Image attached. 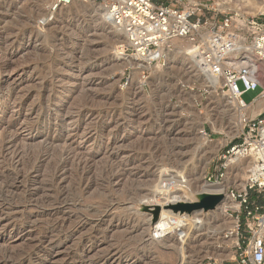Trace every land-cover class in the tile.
Instances as JSON below:
<instances>
[{"label":"rangeland","instance_id":"374dc122","mask_svg":"<svg viewBox=\"0 0 264 264\" xmlns=\"http://www.w3.org/2000/svg\"><path fill=\"white\" fill-rule=\"evenodd\" d=\"M49 2L0 0V31H10L0 41V57L5 52L10 57V65L0 68V95L5 93V79L10 83L23 78L17 87L20 94L37 92L39 79L34 77L46 84L39 98L29 95L18 101L12 99L6 106L0 104L4 108L0 112V137L6 138L10 130L18 131V146L37 150L51 142L55 151L65 148L71 158L68 167L73 160L84 158L82 162L92 171V178L80 192L74 188V174L67 173L60 185L69 193L68 199L76 198L77 204L60 206L56 217L51 216V207L22 202L24 195L38 191L36 197L41 201L50 191L44 175L48 174L53 155L38 167L34 184L13 187L11 194H6L13 198L12 206L0 211V264H9L4 261L8 256L20 257L15 264H99L102 257L118 252L123 255L119 264H236L233 259L237 252L250 245L242 207L224 206L226 216L219 213L218 203L206 212L197 209L181 213L171 207L178 202H192L207 176L217 173L225 146L238 141L242 124L237 121L234 104L220 119L218 100L207 87L210 83H205L202 75L192 76V50L185 41L176 42L165 66L156 63L136 69L133 60L117 56L115 47L120 44V34L110 28L99 9L87 10L75 1L51 13ZM206 2L210 6L220 3L223 14H256L250 9L255 0ZM103 36L110 39L109 46L103 43ZM217 81L216 86H220L221 80ZM49 88L59 96L55 104L47 106L45 97L53 92ZM260 91L261 87H257L245 92L243 101L250 103ZM68 109H81L82 115H67L50 125L45 123V117L38 116L40 111ZM9 123L15 125L8 132L4 126ZM115 162L126 164V172L108 187L105 173L110 167L111 173L119 172ZM183 176L189 181L183 186L188 188L186 193L176 184ZM229 186L241 190L237 182ZM105 199L113 205L104 216L101 210ZM236 203L239 205L238 200ZM156 206L158 219L152 222ZM233 221L239 223L234 234L240 250L233 242L222 239ZM55 223L74 231L50 232ZM154 226L156 239L152 236ZM36 249L47 254L34 255L31 260L23 258L35 254Z\"/></svg>","mask_w":264,"mask_h":264},{"label":"built area","instance_id":"2783aa9c","mask_svg":"<svg viewBox=\"0 0 264 264\" xmlns=\"http://www.w3.org/2000/svg\"><path fill=\"white\" fill-rule=\"evenodd\" d=\"M73 1L50 0L48 10L55 13ZM94 1L103 6L105 19L125 37V43L116 46L118 57L133 60L136 69L156 63L165 66L175 42L185 41L191 45V58L201 75L220 79L221 91L235 99L242 130L238 141L225 146L217 173L207 176V181L220 183L230 165L253 158L243 170V189L227 188L232 198L239 201L250 234L248 249L237 252L233 260L236 264H264V110L254 117L246 111L247 105L264 95V13L223 14L220 3L210 6L207 0ZM257 87H261L257 97L245 103L242 95ZM260 199L263 203H259ZM155 229L154 226V239ZM238 229L237 222L235 232ZM236 246L241 249L238 239Z\"/></svg>","mask_w":264,"mask_h":264},{"label":"bare ground","instance_id":"6f19581e","mask_svg":"<svg viewBox=\"0 0 264 264\" xmlns=\"http://www.w3.org/2000/svg\"><path fill=\"white\" fill-rule=\"evenodd\" d=\"M75 1L80 2V4L82 5V7H84L87 10H90L91 9L93 11L94 8L95 9L96 8L99 9L102 12L101 14L105 18V14H104L105 13V9L103 8V6L101 4H99V3H98L99 5L98 4H93L92 0H74L71 4H73ZM250 9L253 10V11L256 10V13H259V12L264 13V3L262 1L256 0V3L254 5H252L250 7ZM237 13L240 14L239 12H237ZM248 13H250V11H248ZM107 22L110 24V28H113L117 32V30L114 27V25L109 20H107ZM5 33L6 34H9L10 31L7 30V29H5V28H4V30L0 31V41L2 40L3 35ZM118 33L120 34V36L118 38V42L119 43H125V37H124V35L121 34L120 32H118ZM104 38H105V40L103 41V43L105 44V46H109V44H110L109 43L110 41L108 42V39L109 38L108 39L106 37H104ZM176 42L174 44V48H175ZM83 45H84V42H83ZM28 47L29 46H27L26 48H28ZM115 50H116V47H115ZM179 50H181V49L179 48ZM168 54H170V53H168ZM1 55L2 56L0 57V68H5L8 65H10V57H9L8 53H6V52L5 53H2ZM190 62L195 67V72H192L193 73L192 76H195V77L196 76H201V73H200L197 65L195 64V62H193V60H191ZM157 65L160 66L159 63H157ZM193 71H194V69H193ZM203 77L205 78V81H204L205 83H210V85L207 86L209 88V93L211 95H213L214 97H216L217 100H218L217 102L219 104V106H218L219 107V112L218 111L217 112L220 115L219 118L223 120V118H225L226 115H227V111L230 110L229 109L230 105L234 104V106L232 105V107H235L236 106L235 99L233 97L227 96L225 93H223L221 91V89H220L221 88V85L220 86H216V83L218 82L216 78L213 79V78H208V77H205V76H203ZM34 79L35 80L36 79H39V85H37V92H35V94H33L34 91H28V90L24 94H20L19 93V90L17 89V87L24 81L23 78L19 79L17 82H10V83H8L7 80L5 79V82L7 84L5 83L4 87H2V89L5 90V93H3L2 95H0V104L1 103L2 104L5 103V106H6V105H8L9 101L12 100V99L13 100L15 99V100L18 101L20 98H23L24 96L27 97L29 95H35L36 96L35 98H39L41 92H45L46 91V84H45L44 81H42V79L38 78V76H37V78L34 77ZM67 83H70V80H67L66 84ZM87 85H90V81L87 83ZM1 86L2 85H1V80H0V87ZM63 86H64V84L62 85V87ZM50 91L51 92L53 91L52 94L48 98L45 97L46 98L45 99V101H46L45 103H46L47 106H50L52 104H55V102L58 100V96H59V95L57 96V91L56 90L54 91V90L50 89ZM3 109L4 108H2L0 106V112ZM216 109H217V107H216ZM75 110L76 111H73L71 109L70 110L68 109V110L61 111V112L60 111H58V112L56 111L54 113H48V112L47 113L46 112H43L42 113L40 111L38 113V116L45 117L46 118V122L45 123L47 125H50L52 122H54L53 124H55L56 121H59L60 119H62L65 116L67 117V115L71 116L72 118H78V117H80L82 115L81 114L82 113L81 109H79V110L75 109ZM262 110H264V95H261V96L257 97L255 99V101H253L252 103H250L249 105H247V110L246 111H247V114L249 115V117H254L257 113L261 112ZM236 112H237V110H236ZM236 116H237V121L239 123V121H240L239 119L241 117H240V115H239L238 112H237V115ZM75 121H76V119H75ZM8 122H10V121H8ZM13 125H15V124L9 123L7 126H4V128L6 129V131H8L11 127H13ZM17 128L18 127H16V129ZM241 129H242V127H241ZM16 132H18V131H11L10 130V134H7V137L6 138L0 137L1 138L0 139V211L3 212L4 209H9L12 206L11 201H12L13 198L12 199H9L8 197H6V194L8 192L11 194L13 187L14 188L17 187L19 183H22V184L23 183H25V184H30V183L34 184L35 183V177H36L35 174H37V172H39L38 167L40 166V164L45 159L48 158V156H51V155H53V157H51L49 159L50 169L48 170V174L44 175V176L47 177V178L45 177L46 178L45 181L47 182L46 187L50 188V191H46V194H44V197H42V200L41 201H39V199L36 197L38 195V192L39 191L38 192H33L32 191L33 194L24 195V197L22 198L23 199L22 202L29 203V204L32 203V202H35V203H38L39 202L41 205L48 206V208L51 207L53 209L52 210L53 211V214L52 215L50 214V215L51 216H55V217L57 216L58 211H60V208H59L60 206L65 207L70 202H71L72 205H76L77 204V199L76 198L68 199L67 194H69V193L64 192V188L61 187L62 184L60 185V182L62 180H64V179H67L66 178V176L68 175L67 173L70 172V173H73L74 174V177H75V184H74L75 187L74 188L77 191H80L81 192V191H83V189L87 188L89 186V178L91 177V175H90L91 173L90 172H92V171L90 170V168H88V166L85 164V162L84 163L82 162V160H84V158L82 157L83 158L82 160H80L79 158H77V159H79L78 161H74V160L72 161L71 160L72 162H70V163H72V164L70 165L71 168H69L68 165H69V158L70 157L68 158V156H69V153L70 152L68 153V151L65 148L64 149H61V147H60V150L55 151L54 149H52L53 147H52V143L51 142H48V143L42 145L37 150H31L28 147L25 148L27 145L25 147L22 144H21V146L20 145L18 146V137H17V133ZM199 133L204 134V131L202 129H199ZM65 143H67V142H65ZM53 146H54V144H53ZM65 146H67V145H65ZM56 147H57V145H56ZM56 149H59V148H56ZM69 151H70V149H69ZM72 158H74V157H72ZM252 162H253V158L252 157H249V158H246V159L243 158V159L238 160V162H236V164H232V165L229 166V168L227 169V174H226L225 178L220 183H209L207 180H205L203 182V186L200 188V190L197 193L207 192V193H217V194H221L222 195V198L218 202V205H219V213H221V215H225L226 216L225 211L222 209L224 206H227V207L232 208V209H238L239 208L238 203H236V201L228 193L227 186L230 183H232V182H234V183L237 182L239 189H243V187H244V182L243 181H244V178H245V173H244L243 170H244V168H245L246 165H250ZM115 164H116V162H115ZM116 165L118 167H120L118 173L117 172L111 173L112 172L111 167H110V170L107 173H105V178L107 179L106 182L108 183V185H107L108 187H109V184L112 183V181L117 180L118 178H120L122 176V174H124L126 172V169H125L126 164L123 165V163L118 162ZM132 167H134V166H132ZM100 174H102V173H100ZM71 177L73 178V176H71ZM178 180L179 179H177V183L176 184L179 185V186H182L180 188V190H182V191H184L186 193L187 192L186 189H188V188L185 189L183 186L186 185L187 179H185L184 176H183V177L180 178L179 181ZM103 181H105V180H103ZM103 185H105V184H103ZM24 191H26V190H24ZM65 191H67V190H65ZM175 191H176V189H175ZM27 192H28V190H27ZM49 193H51V194H49ZM53 193L55 195H53ZM112 205L113 204H111V201L110 202L107 201V200L104 201V205L102 206V210H101V212H103L104 216L111 210ZM58 208H59V210H58ZM61 211H62V209H61ZM171 218H173V217H171ZM174 218H176V217H174ZM201 222H202V220H201ZM63 225L64 224H62V223H58V224L55 223L54 226H52V228L55 227V226L56 227L54 229H51L50 232H57V233H59L60 231L61 232L64 231V234L65 233L68 234V233H71V232L74 231V228L69 229L68 227H63ZM181 225H183V224H181ZM13 226H14V224H13ZM235 227H236V222L235 221H233V224L232 225L230 224L229 226L226 227L227 228L226 229L227 232L222 237V239L224 240V242L225 241H231V243L233 242L236 245L237 237H236V234H234ZM262 235L264 236V230L262 231ZM44 236H46V233H44ZM205 237L207 238V236H205ZM201 238H198V240H201ZM38 239L40 241H42L41 240L42 238H38ZM217 239L218 238H215V240H216L215 242L218 244L219 241ZM67 246H69V245H67ZM50 247L53 248L54 245L51 244ZM217 247H220V245H218ZM76 250H78V249H76ZM81 251L83 253L85 251L84 248L81 249ZM87 251H88V249H87ZM42 252H44L43 253L44 255L47 254V253H45V251H43V249H36L35 250V254H33V255L29 254V255H27V256H25L23 258H26L27 260H31V258L34 255H36L37 257H39L40 253H42ZM109 255L102 257L100 259V261H99V264H119L120 260L123 258V255L121 253H119V252L113 254L112 256L111 255L109 256ZM228 256L229 257L232 256V253H229ZM11 257H13V256H11ZM11 257L10 256L6 257L4 261L5 262L7 261V263L9 261L11 264H15L16 262H18L20 260V257H15V259H13ZM110 258L115 259V261L114 260L110 261ZM14 260H16V262ZM181 260H179V263H180ZM20 262H19V264H20ZM181 262H183V261H181ZM40 264H42V263H40ZM80 264H87V263L85 261H81Z\"/></svg>","mask_w":264,"mask_h":264},{"label":"water","instance_id":"95a60500","mask_svg":"<svg viewBox=\"0 0 264 264\" xmlns=\"http://www.w3.org/2000/svg\"><path fill=\"white\" fill-rule=\"evenodd\" d=\"M221 198V194L201 192L194 195L192 202H178L177 204L171 205V207L174 211H179L181 213H191L193 210L197 209H202L203 212H206L214 209ZM144 207L146 206L144 205ZM158 214L159 207L156 206L153 210L152 222L158 219Z\"/></svg>","mask_w":264,"mask_h":264},{"label":"trees","instance_id":"16d2710c","mask_svg":"<svg viewBox=\"0 0 264 264\" xmlns=\"http://www.w3.org/2000/svg\"><path fill=\"white\" fill-rule=\"evenodd\" d=\"M259 203H263V200L260 199V200H259Z\"/></svg>","mask_w":264,"mask_h":264},{"label":"crops","instance_id":"0c3cea01","mask_svg":"<svg viewBox=\"0 0 264 264\" xmlns=\"http://www.w3.org/2000/svg\"><path fill=\"white\" fill-rule=\"evenodd\" d=\"M250 196H253V192H250Z\"/></svg>","mask_w":264,"mask_h":264}]
</instances>
